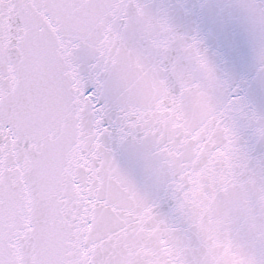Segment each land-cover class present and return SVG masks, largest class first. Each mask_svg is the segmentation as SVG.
<instances>
[{
	"label": "snow or ice",
	"instance_id": "obj_1",
	"mask_svg": "<svg viewBox=\"0 0 264 264\" xmlns=\"http://www.w3.org/2000/svg\"><path fill=\"white\" fill-rule=\"evenodd\" d=\"M0 264H264V0H0Z\"/></svg>",
	"mask_w": 264,
	"mask_h": 264
}]
</instances>
